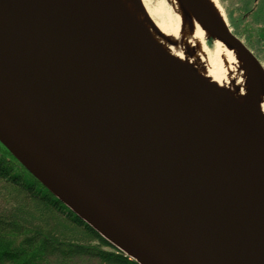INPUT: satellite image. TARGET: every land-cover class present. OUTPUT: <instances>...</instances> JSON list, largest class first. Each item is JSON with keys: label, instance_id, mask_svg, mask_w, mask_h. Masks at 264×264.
<instances>
[{"label": "water", "instance_id": "95a60500", "mask_svg": "<svg viewBox=\"0 0 264 264\" xmlns=\"http://www.w3.org/2000/svg\"><path fill=\"white\" fill-rule=\"evenodd\" d=\"M181 2L264 76L225 22ZM0 144L137 264H264V122L116 0H0Z\"/></svg>", "mask_w": 264, "mask_h": 264}, {"label": "trees", "instance_id": "16d2710c", "mask_svg": "<svg viewBox=\"0 0 264 264\" xmlns=\"http://www.w3.org/2000/svg\"><path fill=\"white\" fill-rule=\"evenodd\" d=\"M0 181L10 191L0 190V264H137L78 219L1 144Z\"/></svg>", "mask_w": 264, "mask_h": 264}, {"label": "bare ground", "instance_id": "6f19581e", "mask_svg": "<svg viewBox=\"0 0 264 264\" xmlns=\"http://www.w3.org/2000/svg\"><path fill=\"white\" fill-rule=\"evenodd\" d=\"M167 1L174 11V21L152 23L149 18L161 17V7L152 10L144 0H116L122 15L161 51L189 68L234 104L249 107L264 122V76H255L233 46L216 39L210 57L204 43L206 39H212L209 31L197 22L181 0ZM192 2L210 17L225 22L218 0ZM251 82H255L253 86Z\"/></svg>", "mask_w": 264, "mask_h": 264}, {"label": "flooded vegetation", "instance_id": "af4514ba", "mask_svg": "<svg viewBox=\"0 0 264 264\" xmlns=\"http://www.w3.org/2000/svg\"><path fill=\"white\" fill-rule=\"evenodd\" d=\"M218 4L230 33L259 62L264 60V0H218Z\"/></svg>", "mask_w": 264, "mask_h": 264}, {"label": "rangeland", "instance_id": "374dc122", "mask_svg": "<svg viewBox=\"0 0 264 264\" xmlns=\"http://www.w3.org/2000/svg\"><path fill=\"white\" fill-rule=\"evenodd\" d=\"M145 2V5L148 6L150 9H154V8H157V7H161V11H162V14H161V17L160 16H152V18H149V20L152 22V23H155V22H158V23H161L162 20L165 21V23H168V21L171 19L174 21V11L172 10L171 8V4L169 1L167 0H144ZM171 21V22H173ZM173 24V23H172ZM205 45H206V48L208 50V54L210 57H212L213 55V52L215 50V46H214V41L210 38L206 39V41L204 42ZM261 65L263 66L264 68V60H261ZM5 187V184L3 182L0 181V190H2V194L4 193L5 194H9L10 191L9 190H5L4 189ZM105 250H110L109 248H104Z\"/></svg>", "mask_w": 264, "mask_h": 264}]
</instances>
